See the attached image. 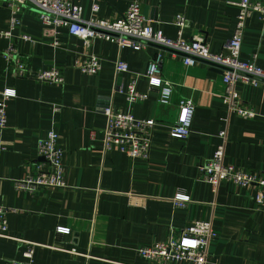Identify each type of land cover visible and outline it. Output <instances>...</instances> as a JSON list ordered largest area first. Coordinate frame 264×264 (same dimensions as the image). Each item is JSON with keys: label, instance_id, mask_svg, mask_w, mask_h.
Returning a JSON list of instances; mask_svg holds the SVG:
<instances>
[{"label": "crops", "instance_id": "obj_1", "mask_svg": "<svg viewBox=\"0 0 264 264\" xmlns=\"http://www.w3.org/2000/svg\"><path fill=\"white\" fill-rule=\"evenodd\" d=\"M73 1L89 19L95 2ZM233 1L96 0V4L97 16L113 21L137 2L151 25L172 40L178 38L175 22L181 14L187 22L184 39L202 38L212 53L219 54L226 52L234 32L238 11L230 4ZM18 7L20 24L10 38L0 37V94L6 88L17 94L7 104V127L0 130V206L14 210L8 215V235L23 242L2 238L0 264L26 261L23 254L29 243L35 244L32 264H155L140 257L139 248L177 238L197 221H210L217 232L207 264H264V204L259 203L258 188L223 181L214 192L198 171L222 143L220 132L226 131L224 164L264 177V82L237 84L244 104L255 112L254 118H243L229 113L222 102L219 68L204 61L186 66L183 54L153 44L121 48L97 38L86 46L67 27L52 32L31 4ZM13 10L0 0V32L10 30ZM10 46L28 66L25 77H17L15 64L2 55ZM158 53L163 56L161 77L173 85L167 106L159 103L158 91L145 77ZM83 54L101 59L99 74H83L76 68ZM253 56L264 68V19L259 14L247 22L241 59ZM119 61L126 62L129 71L117 76ZM50 66L62 72L63 84L30 77ZM136 77L138 91L147 98L131 105L126 88ZM183 99L196 106L186 139L171 136ZM109 107L156 121L148 160L105 149L104 111ZM50 130L59 134L64 150L67 186L34 193L18 190L16 183L31 170L47 169L38 148ZM179 194L189 201L177 204Z\"/></svg>", "mask_w": 264, "mask_h": 264}, {"label": "built area", "instance_id": "obj_2", "mask_svg": "<svg viewBox=\"0 0 264 264\" xmlns=\"http://www.w3.org/2000/svg\"><path fill=\"white\" fill-rule=\"evenodd\" d=\"M13 8L11 28L0 32V37L10 38L12 31L20 22L17 13L18 6L31 4L40 11L43 24L56 32L58 28L67 27L69 34L90 45L93 40L100 38L114 42L121 48H143L148 44L160 46L175 53L184 55V64L193 66L196 62L205 61L208 64L219 66L223 72L224 94L222 102L227 106L228 112L243 118H254L255 112L244 104L242 97L236 91L239 83L257 86L264 82V68L257 64L256 56L248 61L241 59L244 34L247 22L254 14H259L264 19V3L256 0H235L230 4L237 9L236 23L231 39L226 46L225 53L214 54L209 45L202 38L186 40L183 37L186 19L183 15L176 17L175 25L178 27V38H167L160 29H155L151 22L143 15L140 5L133 2L127 11L118 19L110 21L97 16L99 6L96 0L92 7L93 14L89 19H84L83 8L73 0H4ZM23 39L29 40L27 36ZM55 46L58 43L55 42ZM3 57L15 64L16 76L25 77L29 71L28 66L17 58V51L13 46L3 52ZM162 54L158 53L150 61L145 77L151 89L159 93V103L167 106L171 103L173 85L161 77ZM76 68L83 74L97 75L102 70L101 59L94 54H83L76 62ZM129 71V66L124 61L116 64V74L120 76ZM38 81L58 84L64 83L62 72L55 66L41 68L33 75ZM138 78L133 79L126 88V99L131 104L146 100L147 96L137 89ZM16 91L6 88L0 94V130L7 127V104L16 97ZM57 110V109H56ZM196 106L193 100L183 99L178 104V117L171 126V136L186 139L191 135L192 122ZM107 128L103 132V143L106 150L117 149L132 159H149L153 141L154 119H138L131 114H126L114 107L106 108ZM219 138L222 143L218 146L213 157L198 166L200 180L210 184L217 191L223 181L232 182L237 186L248 188L256 186L260 193V204H264V177L253 172H247L234 164H224V151L226 131H221ZM59 134L50 130L47 136L40 140L38 154L45 158L47 169L36 168L20 182L16 188L25 192L34 193L40 188H65V165L63 163L64 150L59 145ZM189 201V197L179 194L176 203L181 205ZM14 210L0 206V241L2 238H11L23 242L18 238L8 235V215ZM217 232L210 221H197L184 228L179 236L171 237L165 243H157L139 248L140 257L155 264H169L171 262H190L193 264H207L209 261L210 244L216 240ZM24 252L26 261L7 260L5 264H32L35 244ZM1 260V257H0Z\"/></svg>", "mask_w": 264, "mask_h": 264}, {"label": "water", "instance_id": "obj_3", "mask_svg": "<svg viewBox=\"0 0 264 264\" xmlns=\"http://www.w3.org/2000/svg\"><path fill=\"white\" fill-rule=\"evenodd\" d=\"M205 62V61H204ZM206 63V62H205ZM208 64V63H207ZM210 65V64H209ZM210 66L214 67V68H219V66L211 64ZM220 69V68H219Z\"/></svg>", "mask_w": 264, "mask_h": 264}]
</instances>
